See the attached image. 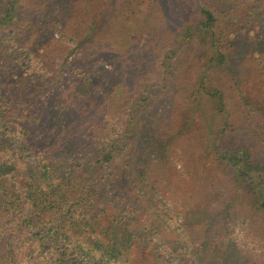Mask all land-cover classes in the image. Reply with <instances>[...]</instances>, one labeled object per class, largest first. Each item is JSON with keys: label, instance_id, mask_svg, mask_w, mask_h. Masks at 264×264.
<instances>
[{"label": "trees", "instance_id": "16d2710c", "mask_svg": "<svg viewBox=\"0 0 264 264\" xmlns=\"http://www.w3.org/2000/svg\"><path fill=\"white\" fill-rule=\"evenodd\" d=\"M41 1L0 0V264H264V94L231 41L256 13L166 0L172 38L133 73L111 32L159 0Z\"/></svg>", "mask_w": 264, "mask_h": 264}, {"label": "rangeland", "instance_id": "374dc122", "mask_svg": "<svg viewBox=\"0 0 264 264\" xmlns=\"http://www.w3.org/2000/svg\"><path fill=\"white\" fill-rule=\"evenodd\" d=\"M161 3V7L158 6L156 3L155 5L157 8H151L150 12L147 13V5L148 3L142 2L141 4V10L143 8H146V16H138L134 14L129 13V9H127V17L122 16L118 17V20L124 19L123 23H121L120 29L114 30L111 32L114 38H118L117 35L123 30L126 36L125 40H128L129 38L133 39L132 41V47L128 49L121 50L117 53V56L119 57L117 60L121 61V63H118L117 67L119 68H126L133 73H138L139 66L140 72H144L146 69L149 70V65L151 63V59L156 55V50L161 46V44H166L170 41L172 38L171 32L174 30L175 25L173 23V18H170L168 14L169 4L166 0H159ZM226 1V5L230 7L232 5L230 10V14L233 13H241L242 23H244V26H246V22L251 19V13L255 12L254 20L250 23L253 25L254 23L258 24L259 27L256 29L254 33H249L247 30L242 31V24L236 25V27L240 30L237 37L231 39V41L234 43L236 48V54L234 53V56L232 57V60H235L234 63H237L239 65H243L244 69H242V72L240 73L242 76V79L247 81V92L251 95H249L251 98H255V95L259 96L261 94H264V72L259 71L258 67H255V63L260 57V51L258 49L263 48H256L254 46H257L260 41H257L256 37L258 36L262 41H264V0H224ZM245 1V2H244ZM42 1L40 0H18V4L23 7V12H34L36 13L39 9V4ZM42 5V4H41ZM230 9V8H229ZM250 9H253L250 11ZM228 11V10H227ZM229 12V11H228ZM141 15H144V13H141ZM139 17V18H138ZM118 28L119 26L116 25ZM250 26H246V28H249ZM42 35V32H40ZM57 34V35H56ZM34 36V35H33ZM58 33L53 32V38H49V36L42 35V39L40 41H44L47 39V42L43 45V48L47 49V53H51L53 51L54 56H64L67 51H65V45L63 44L61 40L58 38ZM49 38V39H48ZM124 38V37H123ZM130 39V40H131ZM123 39H117V42H114L115 46H120L123 43ZM126 43V41H125ZM126 45V44H125ZM121 46L120 48H122ZM194 47L196 51H200V55L203 58V54L201 53V46L200 44H194ZM125 48V47H124ZM188 48H192L191 46H188ZM194 49V50H195ZM115 50V49H114ZM191 49L185 50L181 53L177 61L175 60V70L173 72V77H177L179 72L184 71L188 64L183 66L186 62L187 55L190 54ZM256 52L255 56H253V52ZM116 50L113 51L115 54ZM251 56H253L251 58ZM258 56V59H257ZM74 55H69L67 60L73 61ZM56 58V57H55ZM63 58V57H62ZM258 62V61H257ZM116 63V62H115ZM75 64V63H74ZM107 64V65H106ZM104 64V68L106 70H110V65H108V62ZM115 65V64H112ZM113 68V66H112ZM124 69V70H126ZM177 69V70H176ZM115 70H118V68H115ZM153 76L152 74H149L148 77ZM241 80V78H240ZM259 98V97H258ZM257 98L253 99L254 101ZM258 100V99H257ZM174 104L176 102L174 101ZM231 107L235 108V102L232 98L231 100ZM194 128V127H193ZM142 134L147 138H149L148 130L146 127L143 129ZM191 135L189 136V139H193L196 136V129L193 131H190ZM198 133V130H197ZM143 137V136H142ZM145 140V138H144ZM207 165V164H206ZM178 167V166H176ZM134 224L130 225V228H132ZM165 254V253H164ZM167 256V260L169 262H174V257H170V254H165ZM192 264V263H191ZM195 264H205L204 262H197Z\"/></svg>", "mask_w": 264, "mask_h": 264}]
</instances>
